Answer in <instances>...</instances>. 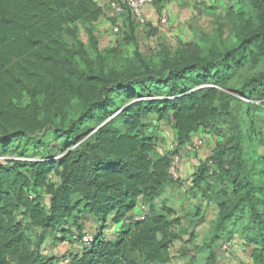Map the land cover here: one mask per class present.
I'll return each mask as SVG.
<instances>
[{
  "label": "trees",
  "instance_id": "16d2710c",
  "mask_svg": "<svg viewBox=\"0 0 264 264\" xmlns=\"http://www.w3.org/2000/svg\"><path fill=\"white\" fill-rule=\"evenodd\" d=\"M236 1L241 8H229L214 33L203 36L206 47L179 42L174 57L155 70L139 49L140 26L130 15L125 20L133 26L123 23L121 33H129L133 59L108 65L114 50L98 51L95 29L106 17L95 0H0V157L10 158L0 160V264H55L44 253L48 237L74 243L88 233V218L100 225L95 242L69 255L68 264L172 261L182 218L155 205L172 181V154L159 153L144 128L154 115L172 124L183 144L240 104L264 107V0ZM80 27L96 60L79 39ZM244 127L237 125L229 145L215 150L193 181L210 189L220 171L234 177L223 192L230 201L217 204L207 264H215L216 244L231 239L240 223V235L257 247L254 262L264 264V188L244 156ZM47 129L66 140L61 159L34 160L14 147L21 140L39 146L36 137ZM142 200L150 214L107 241L109 218L126 222Z\"/></svg>",
  "mask_w": 264,
  "mask_h": 264
},
{
  "label": "rangeland",
  "instance_id": "374dc122",
  "mask_svg": "<svg viewBox=\"0 0 264 264\" xmlns=\"http://www.w3.org/2000/svg\"><path fill=\"white\" fill-rule=\"evenodd\" d=\"M219 1L220 2L210 0L207 1V3H204L205 5L198 3L199 7L196 9L200 12L196 11L195 13V19H197L198 24L196 23L193 25L192 23L195 21L193 22L192 20L185 21L184 32L180 34L183 37V40L176 37L177 40L174 38L173 42L169 43L170 45L167 43L164 32L160 31L162 29H160V27H154L152 21L148 22L144 27L137 28L135 33L137 44L143 55L149 60L151 67L155 70H159L166 58H173L179 42L187 41L202 48L206 47L203 36L212 35L214 33L215 26L222 22L229 8L234 7L236 11L241 8L236 0ZM126 22L129 24V28L131 29L133 24L130 20H123L122 25L123 23L126 24ZM158 24L159 20L157 22V25ZM114 26L115 25L110 22L105 21V19H102L101 22L97 24L95 29V36L98 40V51L105 52L108 50H114V53L109 54L108 65H117L121 62L131 61L135 50L133 45H128L126 43V37L129 33L123 31L122 33L115 35L113 31ZM158 26H160V24ZM200 29L202 31H200ZM78 36L80 41L86 46V49L92 59L96 60L98 56L94 48L91 46L90 37L85 27H80ZM67 42L71 43V40L67 38ZM241 100L245 101L244 99ZM238 124L243 125V127L245 126L244 130L247 131L243 140L245 159L248 162L249 168L255 174V180L264 188V107L260 106V104L250 103L249 107L240 104V106L229 115H226L223 118L207 125H203L199 129L198 133L200 134V138H204L205 141L203 140L204 145L196 154L192 153V148L195 144L193 140L187 138L183 144H179L178 134L174 126L166 121H159L154 115L150 116L149 120L146 122L144 132L148 134V136L155 139L157 150L161 154H169V147L172 144L177 146V155L181 159L180 165H182L184 160H188L187 162L192 165L191 168L193 169V172H195L192 178H195L199 167L204 165L209 156H211L215 150H220L229 145L228 140L233 136ZM90 126L97 128L98 123L93 122ZM249 126H251L250 130L248 129ZM83 131L86 132V128ZM36 139L41 140L39 146L37 147L31 142L26 143L25 140L15 142L14 147L18 148L19 153L26 151V157H30L34 160L47 159L51 157L55 158V160H59L69 150L68 147H64L66 140L53 133L52 130L47 129L36 137ZM18 152H15V154L19 155ZM9 154L13 153L10 152ZM233 179V176L220 171L217 178L213 180V184L208 186L210 189L206 186H204L205 189H202L189 185L188 191L184 193V196L189 194L190 198H186L184 196L180 198L178 196H181V194H178L176 201H179L180 204L169 207L174 215H181L182 220L185 219V216L188 219L187 224L182 223V225L177 227V230L181 233H188L187 231L190 230V234L199 244L191 247L188 253L186 251H184L183 255L178 253L174 259L180 262V264H206V262H208V245L217 222V204L230 201L228 198L223 197V192L229 188ZM57 180V178L52 176L51 181L58 182ZM171 184L174 185L176 190H181V188H183V179L181 178L178 182L172 180ZM206 189L208 191H206ZM191 198L192 200H195V204L196 200L198 201L199 199L202 202L205 200L208 201L207 208L202 210L195 207V212L191 216V212L188 209L191 205ZM260 198L263 202L261 210L264 213V191ZM41 200L44 205H47L49 198L43 195ZM163 202L164 200L157 203V207L166 208ZM196 210H198L197 213ZM16 216L23 222L27 221V217L24 213H19ZM242 229V223L238 224L235 229L236 233L231 239H223L216 244L215 249L217 255L215 264H229L233 261L234 252L240 250H244V253H246L245 256L247 259L245 260V263L249 261L252 251H248L250 244H248L239 233ZM30 238L35 240L34 235H31ZM47 240V254L50 252L55 254V257L57 258L56 264H64L65 256L80 254L81 252V248H79L80 246L76 243L71 244L76 245L78 249H70V252L66 253L61 245L57 248L52 246L53 237H49ZM235 240H237V242H235ZM240 242L243 243L241 244ZM229 243H231V247H227V244ZM50 248H52V251ZM174 248L175 251H177V248ZM186 254H189L190 257L188 258V262H186L184 258Z\"/></svg>",
  "mask_w": 264,
  "mask_h": 264
},
{
  "label": "crops",
  "instance_id": "0c3cea01",
  "mask_svg": "<svg viewBox=\"0 0 264 264\" xmlns=\"http://www.w3.org/2000/svg\"><path fill=\"white\" fill-rule=\"evenodd\" d=\"M95 1L98 2L101 6H104L108 3L109 0H95ZM207 1H210V0H163V4H162V7L160 8V10L154 9V8H147L146 16L148 18V22L152 21L154 27H157V28L160 27V26H158L159 24L157 25V22L161 16H167L169 18V20L171 22L170 27L166 28V29L160 28V29H162L160 31L164 32L165 38L167 39V43L169 44V43H172L173 39L174 38L176 39V37H179V39L183 40V37L180 34H182L184 32L185 21H187V20H192L193 22L195 21L194 23H192L193 25H195L197 23V19H195V13H196V11L200 12L196 9L199 7L198 3L204 4V3H207ZM216 1L220 2L219 0H216ZM191 14H193V15H191ZM105 21H108V20L105 19ZM200 31H202V30L200 29ZM197 137L200 138V134L198 132L192 136V140L194 141V143H195V140ZM203 140L205 141L204 138H203ZM210 149H211V147H210ZM187 161L184 160L182 165L180 166L181 178L183 179V188H181V190H176V188H174V185L169 183L166 186L163 195L155 201V205L157 206L158 205L157 203L162 202L164 200L163 204H165V207H166L165 209L168 210V212H171L174 217H178V218H181L182 216L179 214L174 215L171 208H169V207L177 206L178 204H180L179 201H176L177 195L181 194V196H178L181 198L182 196H184V193H186V191H188L189 185L192 187L195 186L193 183L194 178H192L193 175L195 174V172H193V169L191 168L192 165L189 164ZM189 161H191V160H189ZM184 197L190 198L189 194L185 195ZM207 205H208V201H206V200L203 202L200 199L198 201L196 200V204H195V200H192V198H191V205L189 206L188 209L190 210L191 216H192V214L195 212L194 211L195 207H198V208L204 210L205 208H207ZM150 207H151L150 204H146L143 200L140 201L138 206L129 214L128 219L124 223L123 222L122 223H115L114 220L116 218V215H112L109 218V220L107 221V223L105 224L104 230L102 231L104 238L110 242L115 241L118 238V236H119V234H120V232L124 226H126L127 224H129L131 222H133V223L139 222V221H141V219L143 217L146 218L150 214ZM217 209H218V206H217ZM197 212H198V210H196V213ZM218 212H216L217 217H218ZM187 222H188V219L185 216V219L182 220V223L187 224ZM99 228H100V225L94 223L92 218H88L86 225H85V231L86 232L96 234ZM187 232L188 233H184L182 239L179 241H176L174 243L173 247L171 248V255H172L173 259L169 264H180V262H178L174 259L178 255V253H181L183 255L184 251H186L188 253V251H190L191 247H194L195 245H199L197 243V240H194L193 236L190 234L191 233L190 230ZM54 235L49 236V237H53L52 246L54 248L60 247V245H61L63 250L66 251V253L70 252V249L71 250L78 249V247H76V245L71 244V243L68 244L67 239L64 241H60L58 238L59 234H56L55 236ZM47 241L44 245V253L48 258L53 259L54 263L56 264L57 258L55 257V254H53V252L52 253L50 252L47 254V252H48ZM235 242H237V240H235ZM240 243L242 244L243 242H240ZM249 246H250V248L248 249V251H250V250L252 251L251 252V258L249 259V261H247L245 263V260L247 259V257L245 256L246 253H244V250H240V251L234 252L233 261L230 262L229 264H256L253 260V253L257 249V247L255 245H251V244ZM174 247L177 248V251H175ZM227 247H231V243L227 244ZM50 249L52 251V248H50ZM215 252H216V249H215ZM184 258H185L186 262H188V258H190L189 254H186V256ZM206 264H207V262H206Z\"/></svg>",
  "mask_w": 264,
  "mask_h": 264
},
{
  "label": "built area",
  "instance_id": "2783aa9c",
  "mask_svg": "<svg viewBox=\"0 0 264 264\" xmlns=\"http://www.w3.org/2000/svg\"><path fill=\"white\" fill-rule=\"evenodd\" d=\"M162 3V0H109L106 5H104V12L105 17L108 21L115 25L114 26V34L117 35L121 33L122 30V21L125 20L127 15H130L131 18L135 21L137 25L140 27H144L148 23V18L146 16L147 8H154L157 9ZM112 19L116 20L115 24ZM160 28H169L171 22L167 16H161L159 18ZM204 145V141L201 138H196L195 144L192 148V153L196 154L199 152L201 147ZM176 146L172 144L169 147V153L172 154V163L169 169V174L172 180L178 182L181 179V171H180V164L181 159L180 157L175 154ZM10 158L7 157H0V160H9ZM211 165H214L210 162ZM143 217L141 220H144ZM74 243L79 244L81 248V252L88 251L92 248L95 242V235L92 233H86L82 237L74 236L72 238ZM67 243H71L67 241ZM70 262V256H65L64 264H68Z\"/></svg>",
  "mask_w": 264,
  "mask_h": 264
}]
</instances>
